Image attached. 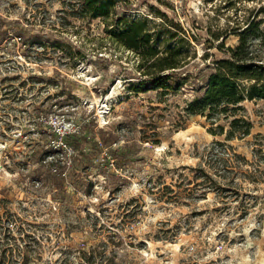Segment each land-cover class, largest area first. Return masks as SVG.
Here are the masks:
<instances>
[{"label": "rangeland", "instance_id": "374dc122", "mask_svg": "<svg viewBox=\"0 0 264 264\" xmlns=\"http://www.w3.org/2000/svg\"><path fill=\"white\" fill-rule=\"evenodd\" d=\"M113 1L106 22L62 0H0V216L16 264H264V99L244 97L252 128L223 162L209 145L224 134L184 112L250 21L264 70V0ZM124 8L146 18L143 68L114 36ZM169 45L180 65L145 75Z\"/></svg>", "mask_w": 264, "mask_h": 264}, {"label": "trees", "instance_id": "16d2710c", "mask_svg": "<svg viewBox=\"0 0 264 264\" xmlns=\"http://www.w3.org/2000/svg\"><path fill=\"white\" fill-rule=\"evenodd\" d=\"M113 3V0H62L63 8L61 11L78 19L104 17L105 21L108 22V19H112L109 17L110 14L118 13ZM126 11L127 8H124L119 12V21L123 22L125 29L122 28V30L117 31L114 36L119 44L140 57V68H143L144 64L148 62L145 57L154 52V47L150 43L152 39L150 31L145 24L146 18L128 20L125 16ZM259 22L252 24L250 21L243 31L237 32L238 45L229 50L227 58L216 62V71L208 78L203 95L191 101L184 110L187 116H204L211 124L207 130L212 135L224 134V142L213 141L209 145V153L217 161H224V153H226L224 148H232L230 144L225 142L243 139L250 134L252 122L244 114L245 109L242 106L244 97L264 99V70H260L261 66L253 62L249 48L250 40L254 35L252 32L257 30ZM69 23L67 21L64 26ZM155 55L154 53L152 58ZM183 59L178 48L171 47L165 56H157L151 62L149 60L146 69H143V73L152 75L155 72L171 70V73L166 74L171 76ZM242 80H254L248 95L242 92L240 84ZM137 85H132L131 90H138ZM221 120L228 124L226 129L220 123ZM51 134L53 137H57L55 132H51ZM74 135L75 132H68L63 137L72 138ZM230 154L244 164L248 162L244 156L233 152L232 149ZM112 159L117 160L118 158ZM59 165L61 168L65 167V164ZM198 173L207 177L202 168H198ZM12 223L13 220L8 219L7 216H0V264H16L18 262L16 255L13 254L15 249H19V245L16 243L15 237L11 235L12 228L10 225ZM13 243L14 246H12Z\"/></svg>", "mask_w": 264, "mask_h": 264}, {"label": "bare ground", "instance_id": "6f19581e", "mask_svg": "<svg viewBox=\"0 0 264 264\" xmlns=\"http://www.w3.org/2000/svg\"><path fill=\"white\" fill-rule=\"evenodd\" d=\"M199 4H201V2H200V0H196V1H194V3H193V7H195V8H198V6H199ZM200 12V11H199ZM83 70V69H82ZM85 74H87V72L85 73ZM89 74V73H88ZM90 76H91V74H90ZM90 78V77H89ZM93 78V77H92ZM93 79H91V81H92ZM94 81V80H93ZM112 94H113V92H112ZM111 94V95H112ZM94 101H96V98H93L92 99V102H94ZM104 108L102 107V109L99 111V114H100V116H101V118H100V120H103V113H104V110H103ZM106 111V110H105Z\"/></svg>", "mask_w": 264, "mask_h": 264}]
</instances>
